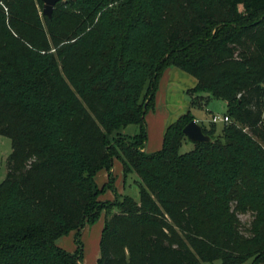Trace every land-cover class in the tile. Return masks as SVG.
<instances>
[{"label": "trees", "instance_id": "1", "mask_svg": "<svg viewBox=\"0 0 264 264\" xmlns=\"http://www.w3.org/2000/svg\"><path fill=\"white\" fill-rule=\"evenodd\" d=\"M53 11L0 0V135L12 140L0 264H84L83 230L103 213L97 264H264V0H61ZM171 67L196 79L192 105L223 100L231 121L221 134L201 125L211 140L182 152L189 110L149 152L146 114ZM115 160L124 181L138 175L139 200L118 192ZM72 231L73 252L58 244Z\"/></svg>", "mask_w": 264, "mask_h": 264}, {"label": "rangeland", "instance_id": "2", "mask_svg": "<svg viewBox=\"0 0 264 264\" xmlns=\"http://www.w3.org/2000/svg\"><path fill=\"white\" fill-rule=\"evenodd\" d=\"M37 1V8L40 11L41 17L43 18V6L44 3H40L38 0ZM6 9V8H5ZM7 11V9L5 10ZM8 15V20H9V11L7 12ZM44 19V18H43ZM190 78H192L194 80V77L192 75L189 76ZM176 84L179 86L178 87V92H175V94L171 97L170 95L167 97V102L168 104L166 105L165 103V108L167 107L168 110H174L175 106H178V108L180 107L182 109V106H184V102L182 101V99L184 98L186 101L191 102L192 96L188 93V89H186V91H183L181 89H184L188 87V85H183L185 84L184 81H177ZM175 84V85H176ZM179 91H183V98H182V94L179 93ZM262 100H263V104H262V109H263V117L262 120L260 121V127L264 130V93L262 96ZM197 105H192L191 106V110L192 113L195 115V117H197L199 120L198 122L200 123V125H204L205 127H209L211 124V120H212V115H216L219 117H224V115L227 113V104L225 101H221L215 98H210L208 100V102L206 101V99L201 100V99H197ZM177 107L175 108V112ZM234 122V121H233ZM225 121H217L216 122V134H221L222 129L225 125ZM125 133H135L137 131V126L136 125H129V127L124 129ZM216 136V135H215ZM150 141V140H149ZM147 145H150L149 143H147ZM146 145V147H147ZM194 143L193 141H190L189 139H187L182 147L180 148L182 152H188L191 151L193 149ZM12 151V140L10 137L6 136V135H0V183L3 182L5 180V177L7 176L8 173V168H7V161L8 158L11 154ZM116 175V174H115ZM126 184L124 186V193L126 195L129 196H133L135 197L137 200L140 199L139 197V189H140V185H139V177L137 174H130L127 178H126ZM122 185V182H121ZM122 187V186H121ZM240 218L242 220V222L246 225L249 226L250 221L252 220V215L251 213H241L240 214ZM98 224L89 226V231L92 233L93 231H95V229H97L96 227ZM88 227V225L85 226L83 232H85ZM68 236H64L62 238H60L58 240V244L61 245L62 242H64V238H67ZM83 236V245H85V256H84V264H97L98 263V256L100 254V250H99V245L97 243V245L92 241V239L87 238L84 240ZM96 245V246H95ZM64 248L68 249L66 246L61 245ZM96 248H98V255H96L95 250ZM97 256V257H96ZM203 264H222L221 260H215V261H211V262H204ZM242 264H247V263H242Z\"/></svg>", "mask_w": 264, "mask_h": 264}, {"label": "crops", "instance_id": "3", "mask_svg": "<svg viewBox=\"0 0 264 264\" xmlns=\"http://www.w3.org/2000/svg\"><path fill=\"white\" fill-rule=\"evenodd\" d=\"M191 74H188L187 72H185L184 70H181L177 67H171L165 70V73L162 75L160 82H159V91L157 93L156 96V107L153 110H150L147 114H146V118H147V131H148V141L147 143H149L150 145H147V147H145V149H147V151L149 152H154V151H158L161 150V147L163 145V140H164V132L166 127L171 124L172 122L176 121L177 118H179L180 115L188 112L189 110H191V106H192V101H186L183 98V91H186V89H191L192 87H194V85L196 84V79L194 78V80L192 78H190ZM177 81H184L185 84L183 85H188L187 88L184 87V89H181L183 91H179L180 94H182V101L184 102V106H182V109L178 106L177 107V111L175 112L174 110H168V108H165V103L166 105L168 104L167 102V97L170 95L171 97L175 94V92H178V85L176 84ZM176 84V85H175ZM195 116V115H194ZM197 121L199 120L196 117ZM150 140V141H149ZM114 174H116V188L118 190L119 193L123 194L124 193V186H125V181L123 178V166L121 165V162L119 160H115L114 162ZM109 177V173L106 170H102L99 172L96 180L98 183H100V185H103L107 182ZM122 182V185H121ZM122 186V187H121ZM100 198L102 199H109V200H114L115 199V194L113 191L111 190H107L105 193H103ZM104 217H105V213H103V215L101 216L100 220L96 227L97 229H95V231H93L92 233L89 231V226L92 225H88V227L86 228L87 230L85 232H83L82 235V239L83 236L84 240L87 238L92 239V241L97 245H99V250H100V239H101V233H102V227L104 224ZM95 225V224H94ZM76 231H72L69 234V237L64 238V242L61 243V245L66 246L68 249V251H75L77 245H75L74 243V236H75ZM95 245V246H96ZM66 249V248H65ZM96 255H98V248H96L95 250ZM97 257V256H96ZM100 257V254L98 256V258ZM97 258V259H98Z\"/></svg>", "mask_w": 264, "mask_h": 264}, {"label": "water", "instance_id": "4", "mask_svg": "<svg viewBox=\"0 0 264 264\" xmlns=\"http://www.w3.org/2000/svg\"><path fill=\"white\" fill-rule=\"evenodd\" d=\"M61 0H43V14L52 17L54 8ZM183 133L186 134L188 139L193 142H208L211 140V136L203 132V128L196 118L185 126Z\"/></svg>", "mask_w": 264, "mask_h": 264}, {"label": "built area", "instance_id": "5", "mask_svg": "<svg viewBox=\"0 0 264 264\" xmlns=\"http://www.w3.org/2000/svg\"><path fill=\"white\" fill-rule=\"evenodd\" d=\"M6 9H7V7H6ZM213 117H212V122H217V121H219V120H221V121H225L226 123L227 122H230L231 121V119H230V117L229 116H227V115H224V117L222 118V117H219V116H216V115H212Z\"/></svg>", "mask_w": 264, "mask_h": 264}]
</instances>
